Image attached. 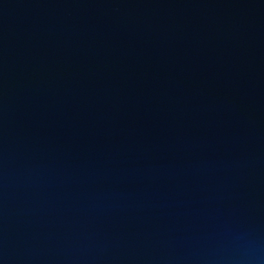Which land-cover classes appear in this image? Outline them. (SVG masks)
Listing matches in <instances>:
<instances>
[{
    "label": "water",
    "instance_id": "obj_1",
    "mask_svg": "<svg viewBox=\"0 0 264 264\" xmlns=\"http://www.w3.org/2000/svg\"><path fill=\"white\" fill-rule=\"evenodd\" d=\"M0 264H264V0H0Z\"/></svg>",
    "mask_w": 264,
    "mask_h": 264
}]
</instances>
